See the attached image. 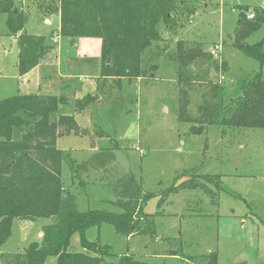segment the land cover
Wrapping results in <instances>:
<instances>
[{
    "label": "rangeland",
    "instance_id": "374dc122",
    "mask_svg": "<svg viewBox=\"0 0 264 264\" xmlns=\"http://www.w3.org/2000/svg\"><path fill=\"white\" fill-rule=\"evenodd\" d=\"M37 1L14 0L16 7L30 8L25 30L47 37L55 61L21 76L18 45L7 15L0 13V101L19 94L65 95L67 103L51 114L50 121L74 116L92 136L67 135L57 147L78 163L100 150L114 152V163L81 174L85 183L73 179L68 161L62 164L65 191L75 196L81 212H117L111 185L125 175H134L143 194L153 195L143 203L144 213L153 221L147 233L127 237L105 223L89 228L86 238L108 248V263L130 255L149 264H205L208 254L216 252L219 264H264V129L210 126L192 133V125L178 119L176 58L180 41L185 47L197 44L207 54L213 45L222 44L219 59L212 58L200 68L192 63L185 68L192 74L207 72L208 79L223 87L226 99L235 96L241 82L264 71V64L234 46L240 12L250 15L255 9L264 10V0H185L195 13L186 11L174 31L160 24L162 40L143 54L144 67L157 65L151 72L155 77L150 73L142 80H125L121 87L100 80L97 39L62 38L53 43L52 28L38 18ZM246 42H264V25ZM89 95L99 102L86 113H77V101ZM191 98L190 111L196 113L200 94ZM98 130L105 136L95 137ZM14 137L20 138L18 130ZM189 182L198 185L174 190ZM53 223L54 219H16L0 254L22 253L32 243H40L43 227ZM70 251L87 253L79 233L72 236ZM56 263L50 257L45 264Z\"/></svg>",
    "mask_w": 264,
    "mask_h": 264
},
{
    "label": "trees",
    "instance_id": "16d2710c",
    "mask_svg": "<svg viewBox=\"0 0 264 264\" xmlns=\"http://www.w3.org/2000/svg\"><path fill=\"white\" fill-rule=\"evenodd\" d=\"M35 4L41 21L59 13L60 37L101 41L100 80L117 87L125 80L130 83L142 80L156 71L157 65L144 67L142 58L154 42L162 40L160 24L174 31L186 11L191 16L195 13L185 0H39ZM29 9L16 7L14 0H0V13L7 15L9 31L17 39L21 76L49 61L54 49L47 43V37L26 32ZM253 14L249 18L246 11L240 12L234 46L263 66L264 42L254 45L246 42L264 25V10L255 9ZM184 45V41L176 45L179 122L191 124L192 133H202L210 126L264 129V71L241 82L235 96L226 99L223 87L208 79L207 72L192 74L185 68L190 63L199 68L207 65L211 55L197 44ZM151 77L155 75L151 73ZM193 94H200L196 113L190 111ZM98 102V97L86 96L77 101L76 112L86 113ZM66 103L65 95L39 94H19L0 101V249L10 238L16 219L31 222L54 219L53 224L43 227L40 243H32L22 253L0 254V263L45 264L48 258L55 257L56 264H149L130 255L117 263H108L105 260L111 256L108 248L86 238L89 228L105 223L127 237L147 233L153 221L144 213L143 203L153 195L143 194L134 175H125L111 185L117 212L78 209L75 196L65 191L61 173L64 161L69 162L73 179L85 183L82 173L104 168L106 162L114 163L116 156L104 149L90 160L78 163L57 147L58 140L67 135L92 136L90 130L78 126L74 116L63 115L55 122L50 121L51 114ZM15 130L19 131V139L14 137ZM100 136L105 133L98 130L95 137ZM195 185L198 184L184 183L174 190ZM76 233L80 234L87 253L70 251V241ZM205 264H219L218 254H208Z\"/></svg>",
    "mask_w": 264,
    "mask_h": 264
},
{
    "label": "crops",
    "instance_id": "0c3cea01",
    "mask_svg": "<svg viewBox=\"0 0 264 264\" xmlns=\"http://www.w3.org/2000/svg\"><path fill=\"white\" fill-rule=\"evenodd\" d=\"M53 16H51L50 18L45 19L43 21V25H48V26H50V28H52V37L51 38H52L53 43L55 44L57 42L60 43V41L62 40V37H60V34H59L60 26H61V17H60V15H55V18H52ZM14 39H15V41L17 43V39L16 38H14ZM97 40L99 41V46L101 47V41L99 39H97ZM50 57H51V59L49 61L43 63V64H46V63H48V64L54 63L52 61H55L54 60L55 57L52 54H51ZM43 64H41V65H43ZM40 66H38L36 69H38Z\"/></svg>",
    "mask_w": 264,
    "mask_h": 264
},
{
    "label": "built area",
    "instance_id": "2783aa9c",
    "mask_svg": "<svg viewBox=\"0 0 264 264\" xmlns=\"http://www.w3.org/2000/svg\"><path fill=\"white\" fill-rule=\"evenodd\" d=\"M253 14L249 15V18H253ZM222 53V44H215L213 47L210 49V55L212 58L219 59L221 57Z\"/></svg>",
    "mask_w": 264,
    "mask_h": 264
}]
</instances>
